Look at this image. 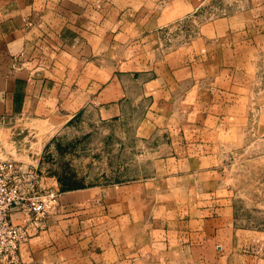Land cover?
<instances>
[{
  "label": "rangeland",
  "instance_id": "rangeland-1",
  "mask_svg": "<svg viewBox=\"0 0 264 264\" xmlns=\"http://www.w3.org/2000/svg\"><path fill=\"white\" fill-rule=\"evenodd\" d=\"M190 1L194 5L183 15L157 23L145 34L148 46L143 49L150 48L149 59L154 57V64L143 65L154 67L147 76L164 71L171 84L152 93L140 82L130 86L123 111L117 116L104 118L89 106L66 124L57 121V127L49 128L43 122L40 126L23 117L11 119L8 127L0 129V160H13L22 167L23 193L54 192L58 204L52 217H80L79 224L61 225L58 237H66L65 227L95 234V238L107 233L112 246L116 237L129 254V245H125L136 232L148 231L159 237L161 222L167 219L172 232L178 218L197 212L209 195L208 188L219 186L228 189L232 201L229 215L235 218V225L250 233H264L263 80L251 79L249 90L239 91L248 102L241 103L240 98L241 104L229 110L194 103L200 92L204 102L210 101L211 76L206 69L211 57L214 65L223 60L227 41L233 42L234 58L239 62L243 43H249L256 65L264 59V0ZM122 51L124 55L126 49ZM239 65L235 63L236 68ZM184 67L185 81L177 76ZM196 110L201 112V120L219 114V120L231 126L219 135L221 157L214 163L212 152L206 154L209 159L200 161L187 146L188 142L193 146L195 138L206 141L217 137L212 127L204 132L194 129ZM79 190L89 191L91 201L67 205L72 202L69 194ZM224 193L219 190L214 196ZM119 201L120 231L112 221L103 219L118 211L114 205ZM130 217H139L137 224L130 223ZM115 232L121 234L114 236ZM79 260L77 264H99L97 257Z\"/></svg>",
  "mask_w": 264,
  "mask_h": 264
},
{
  "label": "crops",
  "instance_id": "crops-1",
  "mask_svg": "<svg viewBox=\"0 0 264 264\" xmlns=\"http://www.w3.org/2000/svg\"><path fill=\"white\" fill-rule=\"evenodd\" d=\"M164 1L0 0V129L8 127L11 119L23 117L40 126L57 127V121L66 124L89 106L104 118L117 116L123 111L130 86L140 82L152 93L171 84L167 72L147 76L154 67L143 65L154 64V57L149 59L150 48L143 49L148 46L145 34L157 23L183 15L194 3ZM242 49L240 62L234 58L232 41H227L226 55L218 65L211 57L210 68L206 69L211 76L210 101L204 102L200 92L194 96L195 106L205 103L226 111L248 102L239 91H248L251 79L264 82V59L256 65L250 57L249 43H243ZM141 69L145 70L137 72ZM178 74L185 81V67ZM171 76L175 79L172 72ZM200 114L197 112L194 129L204 132L212 127L217 137L206 141L195 138L193 146L189 142L187 146L200 161L209 159L206 154L212 152L214 163L221 157L223 141L219 135L231 126L219 120V114L211 115L210 120H201ZM219 190L224 195L214 196ZM206 191L209 195L200 204L201 209L191 217L178 218L172 232L168 219L161 222L159 237L148 231L136 232L125 245H129V254L116 237L112 246L107 233L95 238V234L65 227L66 237H58L61 225L79 224L80 217L59 219L55 215L47 230L23 244L22 258L28 264H77L86 257H97L99 264H264V233H250L235 225V218L229 215L232 201L226 186ZM77 192L69 194L72 202L67 205L91 201L89 191ZM120 204H113L118 210L114 215L103 218L112 221L119 231L123 222L118 214ZM14 217L24 220L25 213L16 211ZM138 220L129 218L130 223L137 224ZM120 234L115 232L114 236Z\"/></svg>",
  "mask_w": 264,
  "mask_h": 264
},
{
  "label": "built area",
  "instance_id": "built-area-1",
  "mask_svg": "<svg viewBox=\"0 0 264 264\" xmlns=\"http://www.w3.org/2000/svg\"><path fill=\"white\" fill-rule=\"evenodd\" d=\"M25 172L13 160H0V264H27L22 258V246L31 237L49 227L58 195L48 191L23 193ZM25 213L24 220L14 217Z\"/></svg>",
  "mask_w": 264,
  "mask_h": 264
}]
</instances>
